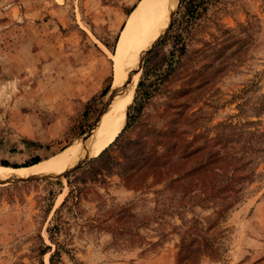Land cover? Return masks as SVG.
Returning <instances> with one entry per match:
<instances>
[{"label": "rangeland", "instance_id": "374dc122", "mask_svg": "<svg viewBox=\"0 0 264 264\" xmlns=\"http://www.w3.org/2000/svg\"><path fill=\"white\" fill-rule=\"evenodd\" d=\"M140 1L0 0V161L20 166L38 155L45 163L93 128ZM179 3L132 53L128 107L147 66L164 64L167 48L157 46ZM82 44L96 47L103 79L73 111L58 106L64 90L54 80L64 52ZM152 91L141 117L157 136L132 122L101 158L60 180L0 184V264H39V235L54 249L46 227L69 184L83 192L73 213L61 212L57 264H264V0H219L199 21L178 72ZM58 110L65 126L41 133ZM126 149H144L149 162L122 171ZM226 183L236 194L223 201L217 186Z\"/></svg>", "mask_w": 264, "mask_h": 264}, {"label": "bare ground", "instance_id": "6f19581e", "mask_svg": "<svg viewBox=\"0 0 264 264\" xmlns=\"http://www.w3.org/2000/svg\"><path fill=\"white\" fill-rule=\"evenodd\" d=\"M178 0H141L122 30L115 57V78L95 125L75 144L51 160L21 169L0 167V184L24 179L60 180L70 171L98 157L121 133L131 94V75L137 52L152 29L173 15Z\"/></svg>", "mask_w": 264, "mask_h": 264}, {"label": "trees", "instance_id": "16d2710c", "mask_svg": "<svg viewBox=\"0 0 264 264\" xmlns=\"http://www.w3.org/2000/svg\"><path fill=\"white\" fill-rule=\"evenodd\" d=\"M218 1L219 0H180L178 10L168 28V32L157 46V48L160 47L167 48L166 54L164 55L162 60L164 64L154 63L149 67L146 65L148 69L146 68L145 72L142 74L141 79L137 84L136 96L133 100V103L128 107L126 113L127 117L125 119V126L122 129V131H124L126 127L130 125L132 122L135 123L137 121V123H139L140 120L141 124L139 128L141 131H143V133H146L147 136L154 135V137H155V133L156 136L158 135V130L154 127V125L152 126L150 123L145 122L144 120H142L141 117L143 113V109L145 105L148 103L149 98L151 97V94L153 92L152 88L154 84L158 82L161 83L166 76L171 74V72H175V73L178 72V70L180 69L181 58L186 53L188 42L191 40L192 36L199 28V21L206 16L208 11L213 6H215V4ZM134 7H132L131 10ZM169 20L170 19L163 21L161 25L165 24ZM151 53H153V51H150V54ZM148 61L149 59H146L145 64H147ZM161 65H164L166 69L165 70L164 68L162 69ZM111 86L112 85L107 86L103 91H101L99 97L100 98L105 97L106 100V97L108 96V93L111 90ZM82 133L84 134L85 132L82 130L80 134L83 135ZM130 145H136V143L131 142ZM157 151H158L157 149H154L153 153L154 152L157 153ZM104 152L105 150L98 157H96L94 161H97L99 158H101L104 155ZM120 154H121L122 162L117 163V166L122 168V171L127 170L128 167L130 165L132 166L134 163H140L143 166L145 162L147 163L149 162L147 161V156L144 153V149H126L123 150ZM40 162L41 160L39 156L36 155L32 159H30L28 163H24L23 165L20 166L11 165L7 161H0V166L19 169L21 167H30ZM138 167H140L139 164ZM129 168L132 169V167ZM202 169H203V165L198 166L194 170L187 172L183 177L186 176L189 177L190 175L197 173ZM77 170L80 169H76L74 170V172H76ZM60 185H61L60 182L55 183V186L59 187ZM217 190L221 194V196H223L222 199L223 201L236 194V187L231 183L218 185ZM82 192L83 191L79 187H76L71 184L68 185V192L66 197L61 202V204L54 210L53 215L50 218L46 227L47 238L49 242L54 245V249H52L50 245H46L43 239L39 235V247H38L39 264H43L42 258L47 254H49V264H57L56 263L58 261L57 258H59L60 256L59 249L63 248V243L59 241V237L62 232L63 233L65 232L64 225L67 223V221H63L61 219L60 216L61 212L62 210L66 209L67 211H71L73 213V210L77 209L79 205L80 196ZM52 207L53 204H51L47 209L46 216L49 215V213L52 211Z\"/></svg>", "mask_w": 264, "mask_h": 264}, {"label": "crops", "instance_id": "0c3cea01", "mask_svg": "<svg viewBox=\"0 0 264 264\" xmlns=\"http://www.w3.org/2000/svg\"><path fill=\"white\" fill-rule=\"evenodd\" d=\"M92 46L93 48L89 49V47L82 44L83 49L76 48L77 52L72 50L64 52L66 57L63 58L62 65L58 66V74L54 80L58 84V90H64L57 94L61 99L58 106H66L68 110L73 109V111L81 110L101 86L103 77L100 76L99 70L100 58L94 52L96 47ZM99 50L101 51H98V55L105 57V53L100 47ZM38 53L39 51L35 55ZM65 74L66 76H64ZM58 113L60 114L57 120L47 127V130L42 128L41 133L61 129L65 126V124L61 126V122L66 120L67 123L68 117L59 110ZM37 132L38 129L35 128V137H40ZM42 136L43 134H41Z\"/></svg>", "mask_w": 264, "mask_h": 264}, {"label": "water", "instance_id": "95a60500", "mask_svg": "<svg viewBox=\"0 0 264 264\" xmlns=\"http://www.w3.org/2000/svg\"><path fill=\"white\" fill-rule=\"evenodd\" d=\"M173 19H174V18H173ZM173 19H172V20H173ZM171 22H172V21H171ZM170 24H171V23H170ZM170 24H169V26H170ZM169 26H168V28H169Z\"/></svg>", "mask_w": 264, "mask_h": 264}]
</instances>
